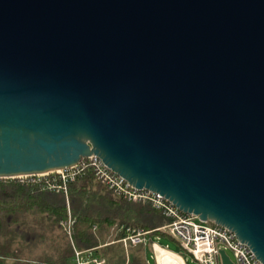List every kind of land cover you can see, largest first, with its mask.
<instances>
[{
	"label": "water",
	"instance_id": "1",
	"mask_svg": "<svg viewBox=\"0 0 264 264\" xmlns=\"http://www.w3.org/2000/svg\"><path fill=\"white\" fill-rule=\"evenodd\" d=\"M91 157L264 264V0H0V180Z\"/></svg>",
	"mask_w": 264,
	"mask_h": 264
},
{
	"label": "trees",
	"instance_id": "2",
	"mask_svg": "<svg viewBox=\"0 0 264 264\" xmlns=\"http://www.w3.org/2000/svg\"><path fill=\"white\" fill-rule=\"evenodd\" d=\"M52 182L0 180V263L73 264L77 250L91 251L104 264H150L152 248L125 249L121 241L127 228L149 232L150 240L165 236L159 229L171 220L162 210L115 198L92 167L68 183L67 195L51 191ZM69 212L75 221L71 236L61 226ZM155 252L157 264H183L166 249L155 246Z\"/></svg>",
	"mask_w": 264,
	"mask_h": 264
},
{
	"label": "built area",
	"instance_id": "3",
	"mask_svg": "<svg viewBox=\"0 0 264 264\" xmlns=\"http://www.w3.org/2000/svg\"><path fill=\"white\" fill-rule=\"evenodd\" d=\"M86 160L87 164L84 160L79 166L67 171L21 178L33 179L31 181L52 178L50 190L61 191L67 195L68 183L75 181L87 167H92L95 169L97 179L108 187L115 198L129 203L151 204L154 208L162 210L171 223L163 226L159 231L175 240L199 264H221V250L230 251L236 258L235 264H262L256 259L251 249L241 243L230 230L212 223H203L192 215L184 214L158 194L133 188L123 178L105 167L98 158L91 157ZM57 181H61L62 185H57ZM74 224L75 221L70 212L61 222V226L69 236L72 234ZM126 234L127 237L121 241L125 249L129 246H145L150 233L127 228ZM183 263L186 264L184 260ZM73 264H104V261L92 258L91 251L75 250Z\"/></svg>",
	"mask_w": 264,
	"mask_h": 264
},
{
	"label": "rangeland",
	"instance_id": "4",
	"mask_svg": "<svg viewBox=\"0 0 264 264\" xmlns=\"http://www.w3.org/2000/svg\"><path fill=\"white\" fill-rule=\"evenodd\" d=\"M20 181H31L33 179L30 178H18ZM8 180V179H7ZM37 180V179H34ZM152 240V241H151ZM147 240L146 243V248H152V245H157L161 248H165L166 250L179 255L183 258V260L185 261L186 264H199L197 261H195L193 259V257L188 254L175 240H173L170 236L165 235L162 237H156L154 236L152 239ZM153 243V244H152ZM227 255L230 257V259L232 260V262H234V264L236 263V258L235 256L230 252V251H226ZM149 262L150 264H154V260L149 258ZM0 264H13L12 261H1Z\"/></svg>",
	"mask_w": 264,
	"mask_h": 264
},
{
	"label": "crops",
	"instance_id": "5",
	"mask_svg": "<svg viewBox=\"0 0 264 264\" xmlns=\"http://www.w3.org/2000/svg\"><path fill=\"white\" fill-rule=\"evenodd\" d=\"M148 238H149V236H148ZM146 246V245H145ZM155 246H157V245H152V251H153V255H152V257H151V259H154L155 261H156V264H157V258H156V252H155ZM163 249H165V248H163ZM168 251V250H167ZM174 254V253H173ZM176 255V254H175ZM177 256H179V255H177ZM180 257V256H179Z\"/></svg>",
	"mask_w": 264,
	"mask_h": 264
},
{
	"label": "bare ground",
	"instance_id": "6",
	"mask_svg": "<svg viewBox=\"0 0 264 264\" xmlns=\"http://www.w3.org/2000/svg\"><path fill=\"white\" fill-rule=\"evenodd\" d=\"M181 258V257H180ZM181 260H182V258H181ZM182 263H183V260H182ZM184 264V263H183Z\"/></svg>",
	"mask_w": 264,
	"mask_h": 264
}]
</instances>
